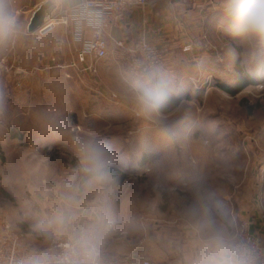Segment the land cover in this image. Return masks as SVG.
<instances>
[{
	"label": "rangeland",
	"instance_id": "1",
	"mask_svg": "<svg viewBox=\"0 0 264 264\" xmlns=\"http://www.w3.org/2000/svg\"><path fill=\"white\" fill-rule=\"evenodd\" d=\"M192 41L182 49L197 48L196 60L178 54L167 70L180 103L159 117L138 115L126 100L139 75L124 62V81L99 62L97 76L92 69L66 72L69 82L54 87L10 85L0 106V222L35 246L54 207L104 206L117 229L142 236L149 225L199 227L210 204L230 227L243 234L259 224L264 236V55L245 63L244 46L222 24ZM238 67L253 80L241 89ZM92 139L104 142L123 180L85 171L79 146Z\"/></svg>",
	"mask_w": 264,
	"mask_h": 264
},
{
	"label": "crops",
	"instance_id": "2",
	"mask_svg": "<svg viewBox=\"0 0 264 264\" xmlns=\"http://www.w3.org/2000/svg\"><path fill=\"white\" fill-rule=\"evenodd\" d=\"M45 1L8 0L18 18L20 28L15 40L0 46V106L2 101L8 99L10 85L16 84L20 87L28 84H46L54 87L55 83L64 84L76 75L81 77L91 74L88 70L92 69L96 71L95 76H97L100 71L102 73L99 62H106L107 69L111 70L117 80L124 81L125 76L129 77L125 67L109 57L104 60L89 59L86 65L92 68L78 72L79 74L71 70L68 64L77 60L81 48V41L76 34L75 19L71 18L68 26L57 25L54 30L41 38L37 37L36 31L28 30L34 12ZM53 2L55 9L75 7L83 0H53ZM221 24L217 0H149L147 6L135 8L121 26L112 29V37L130 42L143 39L161 49L165 55V62L153 72L159 77L166 78L169 76L167 70L176 66L178 54L184 55L191 61L196 60L197 48L184 52L183 45L205 32L209 34ZM56 64L65 67L61 69L56 67ZM66 72H70L71 77L66 75ZM128 77L127 79H130ZM47 98L49 99L48 96ZM50 100H54L53 94ZM13 116L15 117V114ZM103 209L104 206L99 205L52 208L50 215L44 217L45 231L42 235L44 238L33 239L35 246L45 247L58 233L66 235L74 233L84 218L93 216L97 223L102 225V247L112 255L144 258L150 260L151 264H190L197 241L198 226L194 223H174L168 228L166 225H149L142 236H136L134 227L126 231L118 228L124 233L119 234L106 224L107 221L112 220L108 216L109 219L104 218L106 213L104 214ZM258 225L249 226V232L260 236ZM114 226L117 228L115 224ZM262 235L260 238L264 244ZM166 240L171 247L166 246ZM137 241L140 243L138 249L134 244Z\"/></svg>",
	"mask_w": 264,
	"mask_h": 264
},
{
	"label": "clouds",
	"instance_id": "3",
	"mask_svg": "<svg viewBox=\"0 0 264 264\" xmlns=\"http://www.w3.org/2000/svg\"><path fill=\"white\" fill-rule=\"evenodd\" d=\"M217 8L223 27L244 46L245 63L250 64L258 55H264V0H217ZM19 28L18 18L8 0H0V46L15 40ZM227 55L235 58L237 52L229 48ZM171 87L169 79L145 70L131 82L125 98L138 115L159 117ZM79 154L85 171L94 172L98 179L108 176L110 161L103 141L82 142ZM224 215L214 211L210 204L204 206L190 264H264V245L230 227ZM102 246V225H85L74 237L76 254L82 259L73 264H102ZM18 264H50V261L42 254H29Z\"/></svg>",
	"mask_w": 264,
	"mask_h": 264
},
{
	"label": "built area",
	"instance_id": "4",
	"mask_svg": "<svg viewBox=\"0 0 264 264\" xmlns=\"http://www.w3.org/2000/svg\"><path fill=\"white\" fill-rule=\"evenodd\" d=\"M149 0H83L75 7H57L52 11L36 32L41 38L54 30L57 25H67L73 18L77 22L76 34L81 41L77 60L68 64V67H80L81 70L91 69L86 65L89 59L104 60L112 57L114 60L128 64L132 73L140 75L145 70H151L164 60L163 52L140 39L126 41L112 37V29L121 26L137 7H145ZM191 45L184 46V51H191ZM58 68L64 65L56 64ZM97 224L92 216L84 218L74 233L56 234L53 240L45 247H36L24 235L15 231L7 221L0 223V264H18V261L29 254H42L48 258L50 264H73L82 259L76 254L74 237L85 225ZM114 232L119 230L112 221L106 223ZM257 243L264 245L261 239L248 230L243 233ZM102 264H151L150 260L127 255H112L102 247Z\"/></svg>",
	"mask_w": 264,
	"mask_h": 264
},
{
	"label": "trees",
	"instance_id": "5",
	"mask_svg": "<svg viewBox=\"0 0 264 264\" xmlns=\"http://www.w3.org/2000/svg\"><path fill=\"white\" fill-rule=\"evenodd\" d=\"M239 70L240 80L237 82V88L241 89L245 85L249 83H253V80L250 78L249 74L245 73L240 67L237 68ZM220 87L230 93H234L235 91L232 90L229 86L225 84H221ZM180 103V98L174 94L173 92L169 91L168 97L164 103V105L161 108L162 113H169L173 108H175ZM0 157H3L2 147L0 145ZM108 174L113 177H119L121 180H123L126 177L125 172L119 171L118 169L110 167L108 170ZM1 192H6L1 186H0Z\"/></svg>",
	"mask_w": 264,
	"mask_h": 264
},
{
	"label": "water",
	"instance_id": "6",
	"mask_svg": "<svg viewBox=\"0 0 264 264\" xmlns=\"http://www.w3.org/2000/svg\"><path fill=\"white\" fill-rule=\"evenodd\" d=\"M53 10H54L53 0H46L34 12L28 30L30 32L36 31L40 26L44 24L46 19L50 18Z\"/></svg>",
	"mask_w": 264,
	"mask_h": 264
}]
</instances>
